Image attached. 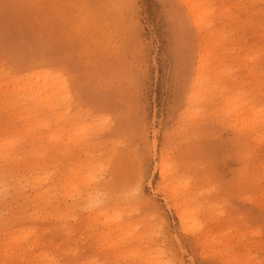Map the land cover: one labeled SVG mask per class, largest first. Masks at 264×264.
Wrapping results in <instances>:
<instances>
[{
	"label": "snow or ice",
	"instance_id": "6c2138e0",
	"mask_svg": "<svg viewBox=\"0 0 264 264\" xmlns=\"http://www.w3.org/2000/svg\"><path fill=\"white\" fill-rule=\"evenodd\" d=\"M169 27L175 34L171 46L173 68L170 76V98L163 116L157 110L154 118L143 107V95L148 85L147 68L155 46V29L146 15L147 0H123L116 4H44L21 5L0 0V13L6 18L25 8L30 14L24 23L36 25L38 31L24 42L12 40L6 33L0 57V78L5 81L32 85L26 100L37 112L48 116L67 117L65 140L87 137L93 142H105L99 158L84 170V178L101 190L103 199L91 200L85 211L111 205L132 210L131 215L110 212L113 222L123 225L118 236L119 250L126 258L104 261L89 260V250L79 255L69 254L48 264H231L219 258L217 245L224 241L214 235L218 221L246 209L242 215L254 219L256 206L242 203L237 194L250 180L252 170L241 166L227 171L219 166V157L228 150L232 131H225L212 115L219 96H237L246 106L257 108L264 119V92L259 97L248 89L233 86L234 69L217 72L213 59L218 53L206 47L202 36L210 28L225 22L217 15L219 8L234 9L233 21L239 23L246 15L243 6L189 2L162 4ZM264 24V0L259 5ZM79 9L81 17L109 21L112 30L110 58L119 57L118 91L108 73L99 64L85 65L75 54L71 33L62 42L42 39L40 22L49 10ZM99 55V53H98ZM107 63V61H106ZM264 71V69H262ZM204 81L209 91L197 93L193 81ZM54 85V86H51ZM18 93H10L12 99ZM12 110L6 106V122ZM168 122L167 124L165 122ZM91 151V149H90ZM261 151L264 152V141ZM197 158L195 164L193 159ZM76 157L65 162L75 167ZM260 192L264 194V167L260 170ZM17 193L23 197L26 189ZM193 193L197 199H193ZM13 195L7 189L0 197ZM199 206L193 220L191 209ZM261 238L264 239V199L259 202ZM251 227V225H249ZM14 217L5 213L0 218V235L4 241V258L0 264H32L19 257L33 255L29 235L16 231ZM107 229L95 225L88 230L96 243ZM79 236L80 234L77 233ZM231 253L233 249H227ZM264 264V259L259 260Z\"/></svg>",
	"mask_w": 264,
	"mask_h": 264
},
{
	"label": "rangeland",
	"instance_id": "374dc122",
	"mask_svg": "<svg viewBox=\"0 0 264 264\" xmlns=\"http://www.w3.org/2000/svg\"><path fill=\"white\" fill-rule=\"evenodd\" d=\"M52 1L9 0L10 3L21 5L32 3L48 4L49 2L51 4L75 5L83 4L86 1L95 4L98 0ZM109 1L114 4L123 2V0ZM165 3L179 5L176 3V0H147L146 15L151 17L149 24L150 27L155 29V46L152 51L150 65L147 68L148 85L143 95V107L146 112L150 110L154 118L157 116L158 109L160 110V115L163 116L165 103L170 98L169 83L173 68V58L170 53L175 34L169 27L167 18L164 15L165 10L160 7V5ZM80 11L79 9L72 8L49 10V14L39 24V29L42 30L41 37L49 42L56 43L62 42L66 38V33H71V40L77 57L81 58L85 65H89L92 61L91 65H97L94 58L97 61L99 59L95 51L98 46L90 40V34L98 38L97 42H101L99 46L102 47L103 51L110 53L112 30L109 26V21L104 20L102 21L104 26H102L103 31L91 30L90 27L87 31L85 28L86 22L83 21ZM29 14L30 10L25 8L14 11L7 18L0 13V38L6 39V33L10 39L21 42L33 38L38 29L36 25L24 23V18ZM95 20L91 18L87 22L90 24V22L92 23ZM98 23L101 22L99 21ZM247 43H250L249 38L247 39ZM104 63L105 61L100 64L101 67ZM103 68L108 73L113 87L118 91L119 74L121 71L119 57L107 62ZM217 106L221 108L222 105L219 104ZM213 109H217L216 106ZM214 110L212 115L216 116ZM165 123L167 124L168 122L166 121ZM217 123L225 131L233 132V137L227 140L228 150L220 154L219 166L227 171L237 170L241 166L245 171L248 169L252 170V178L250 180L253 186L252 189L250 190L247 184H245L240 188L237 196L242 203H248L250 201L249 206L254 204L256 210L254 219H248L246 217L242 219L241 217L246 209H241L240 212L218 221L215 225L214 235L223 240L224 245L223 247L217 245L214 250L217 254H221L219 256L220 259L230 261L231 264H259V260L264 259V239L261 238V225L259 223V202L261 199H264V194L260 192L259 178L260 170L264 167V152L261 151L262 144L254 140L246 139L245 137L239 139L237 132L225 120L223 121L218 118ZM60 126L65 127L66 130L69 127L68 123L58 121L55 124L54 130L59 129ZM80 140L82 144L86 142L89 144L84 146L85 148H82L77 147L75 142L72 141L70 145L65 147L67 151L66 155L62 152L57 153L56 150L53 151L52 149L51 161L48 162L46 172L50 176V182L53 186H56L50 193V200L46 199V201L40 202L35 197L34 191H32V183L29 185V182L24 180H26V176L28 177L27 174L30 170L27 163L33 161V155H35L36 150H39V152L50 151L48 141L38 131L28 132L17 120L9 119L6 122L5 110L0 106V147L7 148L6 154L8 153L9 160L12 162L9 170H7L8 166L1 167L0 183L5 182L6 185H9V192L13 194L7 200L0 197V218L5 213L11 214L14 217V222L17 224L16 231L21 234L26 232L30 233L29 238L32 240V247L39 249L38 253L26 257H19L20 259L32 258L41 253L59 261L60 258L69 254L79 255L84 249L89 250L88 256L86 257L89 260L102 262L104 260L126 258L123 250L117 251L119 249L118 246H113L114 249L111 246L116 244L115 242H118L117 237L119 234L117 236V233L113 234L112 231L116 230L117 232L119 228L116 229L115 226L119 222L117 221V223L112 224L113 226L111 228H108L105 226V219L102 216V213H110L116 209L108 205L85 211V206L89 203L85 195L87 194L85 191L86 188H83L82 196L75 194L73 197L67 196L62 190L63 184L66 182L63 179V174L66 173V176L70 177L71 172L69 168H72L65 167V162L73 156L76 157V160L80 158L84 161L87 153L93 156H99L105 143L103 141L93 142L87 137H83ZM196 162L197 158L194 157L192 163L195 164ZM16 166L26 173L18 172L17 170L12 172L11 169ZM35 166L37 164L34 162L32 167ZM39 171L40 168L37 166V172ZM17 173L18 178L23 181L22 187L26 189L23 201L16 191L18 189L16 183ZM24 174L25 177H23ZM197 198V194L193 193V199L195 200ZM53 210H58L60 213H64V215L55 217L50 213ZM118 210L122 214L127 215H131L132 212L131 209L125 207L119 208ZM191 210H195V215L193 216L195 220L197 218V212L199 214L200 211L199 206L194 205ZM95 225H100L107 229L103 234L112 233L111 241L117 240L110 242V244H105L101 240L96 243H89L88 241L92 239V236L88 230ZM118 225L120 226L122 224L120 223ZM121 227L123 228V225ZM77 233L80 235L78 236ZM229 248L233 249L231 253H227L226 251ZM2 258H4V241L2 235H0V259Z\"/></svg>",
	"mask_w": 264,
	"mask_h": 264
},
{
	"label": "bare ground",
	"instance_id": "6f19581e",
	"mask_svg": "<svg viewBox=\"0 0 264 264\" xmlns=\"http://www.w3.org/2000/svg\"><path fill=\"white\" fill-rule=\"evenodd\" d=\"M189 2L227 6H243L239 9V11L246 15V19L240 21L239 23H234L232 19L235 11L234 9H217V15L222 17L225 22L220 23V21H218V26H214L205 32L202 36V39L206 47H209L214 52L218 53L213 57V59L217 61L214 66V70L217 72L227 73L229 69H234L235 74L232 76L233 86L240 89H248L249 91L254 92L257 97H259V95L264 92V71H262V69H264V24L261 23L259 7L249 8L247 6L259 5L261 0H176V3L178 4ZM89 3L90 2L86 1L83 4ZM48 4H51V2ZM95 4L114 3H111L109 0H98ZM82 18L83 21L86 22L85 28L87 31L89 27L91 30L103 31L102 22L98 23L99 21L95 20L89 24L87 21L92 18L91 16ZM248 38L250 39V43H247ZM5 40L6 39L0 38V57H2L3 54ZM90 40L96 44V46H98L97 49L95 48V51L97 53V58L99 59L97 61L96 58H94V60L99 65L105 61L102 68L105 67L106 61L109 62L112 61V59H110V56L105 55L107 52L103 51L102 47L99 46L101 42H97L98 38L95 37V35L93 36L90 34ZM239 73L240 75H238ZM193 86L197 93H206L209 91L208 85L204 81L197 82L194 80ZM31 87L32 85L25 82H9L3 80V78H0V106L3 110H5L6 106L10 108L12 110L11 119L17 120V122L22 124V126L28 132L38 131L39 134L48 141V147L50 151L39 152V150H36L35 155H33V161L27 163L30 170L27 174L28 177L26 176V180H24L29 182V185L32 183L31 188L35 193V197L40 202H43L46 201V199L50 200V193L56 186H53V184L50 182V176L48 172H46L48 162L51 161V155L53 153L52 149L53 151L56 150L57 153L62 152L64 155H66L67 151L65 147L70 145L72 141L75 142L77 147L82 148L87 146L89 143L86 142L85 144H82L80 140L81 138L76 137H71L65 140L63 137L68 130H66L65 127L60 126L59 129L54 130L56 122L60 121L68 123V118H61L59 116L51 117L44 112H37L34 106L28 103L26 100L27 93L30 91ZM13 92L18 93V95L12 99H7L9 94ZM219 99L221 101L219 104L222 106L219 108V106L216 105L217 109H213L214 114L217 115L221 111L230 127H232V129L237 132L239 139L245 137L246 139L254 140L259 142V144H262V141H264V119L260 117L258 109L246 106V104L237 96L224 97L221 94ZM221 120L224 121L225 119ZM6 152L7 148L4 149L3 147H0V169L1 167L8 166L7 170H9V166L12 164V162L9 160L10 157L8 153L6 154ZM98 158L99 156H93L87 153V157L84 161H82L80 158L76 160V166L72 167L71 169L69 168L71 176L67 177L66 173L63 174V179L66 181L62 187L64 194H67V196L69 195L71 197H73L75 194L82 196L81 194L83 188H86L85 191L87 194L84 193L85 191L83 193L87 196L89 202L91 200L103 199V196L100 195L101 190L97 189L93 183L87 181L83 175L84 170L88 168L95 159ZM34 162L37 164L38 168H40L39 172H37V166L32 167ZM11 170L12 172L16 170L18 172H25L20 170L18 166L12 168ZM23 177H25V174ZM16 179L17 187H22L23 181L18 178V173L16 174ZM9 188V185H6L5 182L0 183V193H2L4 189L9 191ZM114 211L119 210L116 209ZM191 211L193 212L194 216L195 210ZM50 213H52L55 217L64 215V213H60L58 210L50 211ZM102 216H104L105 226L108 228H111L113 226L112 224L117 223H113L109 212L102 213ZM118 224L120 223H117V225ZM117 225L115 226L116 229L119 228L117 232L114 229L112 230L115 232H112L113 234L117 233L118 236V234H120L122 231V225H118V227ZM22 234L29 235L30 233L26 232ZM102 236L103 239L101 241L105 244H110V242H115V240H117H114V237V241H111L112 233H102ZM115 243L116 244L111 245L112 249H114L113 246H118L119 248L118 242ZM27 259L31 261L32 264H48L49 261H56L53 259V257L43 255L41 253H39L37 256Z\"/></svg>",
	"mask_w": 264,
	"mask_h": 264
}]
</instances>
